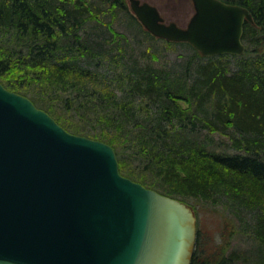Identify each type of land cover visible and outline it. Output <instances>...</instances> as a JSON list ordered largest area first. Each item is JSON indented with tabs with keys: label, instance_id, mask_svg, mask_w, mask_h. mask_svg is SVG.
Wrapping results in <instances>:
<instances>
[{
	"label": "trees",
	"instance_id": "obj_1",
	"mask_svg": "<svg viewBox=\"0 0 264 264\" xmlns=\"http://www.w3.org/2000/svg\"><path fill=\"white\" fill-rule=\"evenodd\" d=\"M222 1L252 14L241 55L206 57L155 37L125 0H0V82L66 130L110 144L119 172L146 187L183 201L220 193L247 202L257 212L252 245L214 264H264V208L243 201L264 189V0ZM115 19L150 43L184 46L183 60L158 63ZM212 133L228 144L214 145ZM236 179L249 184L241 194ZM196 244L190 264H207Z\"/></svg>",
	"mask_w": 264,
	"mask_h": 264
},
{
	"label": "water",
	"instance_id": "obj_2",
	"mask_svg": "<svg viewBox=\"0 0 264 264\" xmlns=\"http://www.w3.org/2000/svg\"><path fill=\"white\" fill-rule=\"evenodd\" d=\"M128 2L156 37L206 57L245 50V6L192 0L182 27ZM195 238L188 203L122 175L110 144L66 130L0 82V264H190Z\"/></svg>",
	"mask_w": 264,
	"mask_h": 264
},
{
	"label": "rangeland",
	"instance_id": "obj_3",
	"mask_svg": "<svg viewBox=\"0 0 264 264\" xmlns=\"http://www.w3.org/2000/svg\"><path fill=\"white\" fill-rule=\"evenodd\" d=\"M129 7L128 0H125ZM153 4L159 10L166 22L174 21L180 26H185L190 17L194 13V6L192 0H141ZM130 9V7H129ZM120 15L125 16L123 12ZM126 18V16H125ZM136 25V24H134ZM113 26L116 30L123 32L131 38L132 45L136 42L142 48L152 46L158 53L156 54L159 62L166 64L180 62L183 54H185L184 46L178 44H164L162 41H151L144 38V34L135 35L136 31L132 27L126 28L124 19L120 21L114 20ZM138 32V31H137ZM139 36V37H137ZM117 46V45H116ZM137 46V45H136ZM139 51V48H136ZM147 55V54H145ZM154 63H156L154 61ZM208 136V135H207ZM214 145L228 144L226 136L220 133H212L209 135ZM229 174V173H228ZM149 177V176H147ZM244 179H236L235 187L242 185L247 187ZM232 185V184H230ZM154 189V188H152ZM249 190V189H248ZM241 194L240 189H238ZM253 191V190H252ZM244 202L258 203L259 206L264 208V189L254 190V192H246ZM194 210L196 215L197 227V250L201 257L206 260L207 264H214L219 256L231 253H238L246 248H250L253 241L250 238L251 225L256 217V209L249 208L246 203H242L238 198L229 199L226 195L216 194L213 198L208 200L200 199L198 197H189L185 199ZM235 256V255H234ZM247 264H250L248 261Z\"/></svg>",
	"mask_w": 264,
	"mask_h": 264
}]
</instances>
